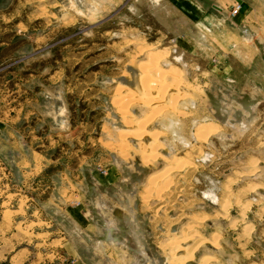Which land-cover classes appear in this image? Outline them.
<instances>
[{
    "label": "rangeland",
    "instance_id": "obj_1",
    "mask_svg": "<svg viewBox=\"0 0 264 264\" xmlns=\"http://www.w3.org/2000/svg\"><path fill=\"white\" fill-rule=\"evenodd\" d=\"M177 1L82 0L84 15L74 0H0V120L25 121L24 154L34 150L41 199H52L42 215L73 245L72 258L59 240L45 255L44 234L10 221L0 264H22L35 242L41 264H169L184 249L186 264H264V94L248 121L206 115L234 100L226 83L247 68ZM133 72L141 92L126 85ZM7 165L16 159L0 147ZM67 204L84 224L68 221Z\"/></svg>",
    "mask_w": 264,
    "mask_h": 264
},
{
    "label": "crops",
    "instance_id": "obj_2",
    "mask_svg": "<svg viewBox=\"0 0 264 264\" xmlns=\"http://www.w3.org/2000/svg\"><path fill=\"white\" fill-rule=\"evenodd\" d=\"M234 3L240 4V10L235 17H230V19L227 13ZM177 5L192 13L198 19L196 24L211 32L213 37H216L218 45L224 44L223 39L225 37L228 42H226V46L238 56L237 58L247 68L246 73L241 75L243 79L240 85L236 82L226 83L228 84L227 88L228 86L232 87L229 94L236 95L232 96L234 100H225L224 107L212 108L210 106L206 115L210 116L213 109L222 110L223 108L225 110L224 115L220 116V114L214 113L218 115L219 121H248L253 118L259 102L258 98L255 99L256 102L254 101L255 94H264V84L262 85L259 79H255L258 76L264 78V0H178ZM215 12L220 14L222 18H218ZM219 19L222 23H227L228 26L225 27ZM253 62L259 64L258 67ZM234 72L235 70H232L231 77L236 75ZM23 122L25 121H10L7 118L0 120L1 152L7 153V158L11 156L16 159V166L0 167V234L4 236L9 234V223L12 221L13 226V223L20 224L22 231L26 230L33 235V238L44 234L46 243L42 248L46 249L45 255L54 256L57 253L56 241L59 240L60 247H63L60 251L65 257L72 258L73 245L67 238V233L64 231L66 234L63 237L61 235L57 236L55 220L50 217L46 219L42 215V201L44 204L45 200H48L50 204L52 199L50 196L41 199L43 190H41L40 184L35 182L41 168L36 169L34 150L28 151L27 156L24 154L25 126ZM15 172L20 174V179L13 182L12 178ZM10 203H13L11 205H15V208L10 209ZM20 206L22 212H19ZM76 209L78 210V207L72 204L65 205L63 208L64 216L72 224L78 225V222L84 224L85 218L81 212L79 214L82 215L83 222L80 217L74 216V213L77 212ZM6 210L14 213L11 215L12 219L8 218L9 212H6ZM52 221L54 222L52 223ZM30 222L34 224L31 228L28 227ZM39 222L46 223L45 226L48 227V230H40ZM51 224H54L53 230L50 228ZM22 239L26 240V236L23 235ZM35 245L36 242L34 247L29 250L28 248L20 249L21 251L27 249L21 260L22 264H41L38 257L41 249L35 247ZM48 259L50 260V258ZM44 260L45 257H43Z\"/></svg>",
    "mask_w": 264,
    "mask_h": 264
},
{
    "label": "bare ground",
    "instance_id": "obj_3",
    "mask_svg": "<svg viewBox=\"0 0 264 264\" xmlns=\"http://www.w3.org/2000/svg\"><path fill=\"white\" fill-rule=\"evenodd\" d=\"M75 1V5L78 7L77 9H79V10H81L84 14H90L91 12H92V7H90V6H87L86 4H82V0H74ZM75 6V7H76ZM72 24V23H71ZM156 67V66H155ZM145 72V71H144ZM175 72V71H174ZM139 76H138V73L137 72H133V79L131 80V82H126V85L127 86H129V88H133V89H135V90H137V91H142L141 90V78H140V80H139V78H138ZM125 86V85H124ZM146 87V86H145ZM142 89H144V88H142ZM134 90V91H135ZM130 95V94H129ZM150 99V98H149ZM148 102V101H147ZM156 102V101H155ZM120 112H121V114L122 113H125V110H120ZM127 112V111H126ZM154 117V116H153ZM126 122H128V121H126ZM124 124V123H123ZM127 125V124H126ZM126 125H122L121 127L123 128V127H125V129L128 131V130H131L130 129V127L129 126H126ZM146 124H141V126L140 127H143L142 128V130H144V126H145ZM129 127V128H128ZM140 127H137V128H140ZM141 129V128H140ZM213 129H215L214 128V125H212V124H209V125H207V126H204L203 128H201V129H199V131H196V133H195V135H196V138L197 139H199V140H204V139H206V137H208V135H210L211 134V132L213 131ZM137 130V129H136ZM125 131V130H124ZM123 131V132H124ZM138 131V130H137ZM140 132V131H139ZM131 133V132H130ZM122 134V133H121ZM124 134H125V132H124ZM134 134V133H133ZM141 134V133H140ZM213 134V133H212ZM123 135V134H122ZM142 135H147V134H145V132H144V134H142ZM127 136V135H126ZM125 136V137H126ZM133 137V136H132ZM140 137V136H139ZM138 137V138H139ZM123 138H124V136H123ZM134 138V137H133ZM130 139V138H129ZM132 140H134V139H132ZM123 143H124V141H122ZM147 142H149V141H147ZM126 143V142H125ZM141 143V142H140ZM146 143V142H145ZM144 143V144H145ZM151 143V142H150ZM127 144V143H126ZM156 145V144H155ZM123 146V145H122ZM121 146V147H122ZM150 146V145H149ZM152 147H154V146H152ZM148 148V147H147ZM150 148V147H149ZM155 148V147H154ZM124 151V150H123ZM150 151V150H149ZM127 152V151H126ZM146 152V151H145ZM148 157V156H147ZM146 157V158H147ZM151 158V157H150ZM167 159V158H166ZM169 160V159H168ZM181 160L182 159H179V161L181 162ZM178 161V162H179ZM175 162H176V160H175ZM177 162V163H178ZM184 163V162H183ZM176 167H178V166H176ZM180 167H181V165H180ZM167 171V170H166ZM168 172V171H167ZM157 179V178H156ZM148 200V199H147ZM242 204V203H241ZM204 214V213H203ZM191 232V231H190ZM199 233V232H198ZM108 236H111L109 233H108V235H107V237H106V239H108L109 240V237ZM201 238V237H200ZM174 239V238H173ZM184 240H185V238H181V239H178V240H176V243H175V246H174V241L171 243L172 245V251H173V253H175L176 251H180L179 249H180V246H184ZM188 247V246H187ZM169 248H170V246H169ZM168 248V249H169ZM184 248V247H183ZM185 248H186V246H185ZM188 249V248H187ZM183 250V249H182ZM193 252H194V249H190V250H186V249H184L183 251H180V252H178V253H180V255L179 256H177V258L176 257H174L171 261H170V263L169 264H186L189 260H188V258L189 257H191L192 258V254H193ZM175 255V254H174ZM177 255V254H176ZM207 257L208 256H203L201 259H200V261H201V263L202 264H207ZM190 259V258H189ZM167 261V260H166ZM165 261V262H166ZM165 262H161L162 264H166Z\"/></svg>",
    "mask_w": 264,
    "mask_h": 264
},
{
    "label": "built area",
    "instance_id": "obj_4",
    "mask_svg": "<svg viewBox=\"0 0 264 264\" xmlns=\"http://www.w3.org/2000/svg\"><path fill=\"white\" fill-rule=\"evenodd\" d=\"M239 7H240L239 3H236V5L232 7L230 15L233 16L236 13V11L239 9Z\"/></svg>",
    "mask_w": 264,
    "mask_h": 264
},
{
    "label": "flooded vegetation",
    "instance_id": "obj_5",
    "mask_svg": "<svg viewBox=\"0 0 264 264\" xmlns=\"http://www.w3.org/2000/svg\"><path fill=\"white\" fill-rule=\"evenodd\" d=\"M74 3H75V1H74ZM78 12H80L81 14H84L81 10H79L78 9ZM85 15V14H84ZM109 237V239H112V237L111 236H108ZM162 264V263H161Z\"/></svg>",
    "mask_w": 264,
    "mask_h": 264
}]
</instances>
